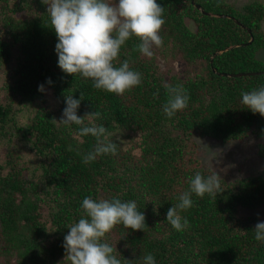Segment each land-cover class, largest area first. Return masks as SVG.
<instances>
[{
    "label": "trees",
    "instance_id": "obj_1",
    "mask_svg": "<svg viewBox=\"0 0 264 264\" xmlns=\"http://www.w3.org/2000/svg\"><path fill=\"white\" fill-rule=\"evenodd\" d=\"M156 2L164 8L163 46L154 45L148 57L137 50L139 38L125 42L114 65L128 60L142 83L118 96L59 68L58 39L43 0H0V264H69L63 261L64 236L81 218L85 197L132 200L145 215L144 231L118 224L104 238L121 264H143L147 253L156 264H264V242L253 230L264 222V212L240 215L241 208L253 211L264 199V117L241 103L242 91L264 85V60L257 58L264 50V6L257 1L237 10L225 0ZM172 54L189 64L201 61L203 69L185 77L166 73L164 81L155 55L170 60ZM239 73L259 74L223 76ZM41 84L57 112L40 105ZM165 85H183L189 96L188 107L171 119L163 112ZM71 95L80 100L79 117L98 111L97 125L126 136L112 140L118 144L115 155L83 163L96 139H77L81 125L53 121L60 120ZM32 103L34 115L20 124L16 114ZM250 136L261 165L251 176L220 174L224 167L218 172L196 157V138L224 145ZM197 172L217 175L221 191L215 197L193 194V206L180 213L190 227L176 231L166 221L167 211Z\"/></svg>",
    "mask_w": 264,
    "mask_h": 264
},
{
    "label": "clouds",
    "instance_id": "obj_2",
    "mask_svg": "<svg viewBox=\"0 0 264 264\" xmlns=\"http://www.w3.org/2000/svg\"><path fill=\"white\" fill-rule=\"evenodd\" d=\"M48 5L51 27L58 42L55 46L58 66L66 74L80 75L90 79L97 90H105L123 96L142 83V74L130 69L124 60L119 67L114 65L121 47L132 36L139 38L137 50L145 56L153 55L152 46H163L160 35L164 8L156 0H43ZM52 84L51 79L47 81ZM168 99L163 105L164 114L171 119L177 112L188 107L189 96L183 85H165ZM44 85L38 91L44 92ZM241 103L253 114L264 117V85L250 92H241ZM81 99L82 95H81ZM66 107L60 120L54 123L65 126L81 125L76 138L91 135L96 139L95 147L83 157V163L94 161L100 155H115L118 144L109 140L111 133L95 120L98 111L84 117L77 115L80 100L65 97ZM85 118L89 123L85 125ZM221 191L219 177L215 174L204 177L197 172L189 179V189L178 196V203L168 209L166 221L176 230L190 227L189 220L180 215L193 206L192 195L203 198L206 194L215 197ZM82 216L77 223L68 226L64 236L63 261L69 264H121L114 254L116 248L103 242L107 233L122 224L133 231H144L145 215L137 208L135 201L122 202L119 198L95 200L85 197L82 201ZM156 209H154L155 211ZM255 239L264 242V222H258L254 229ZM143 264H156L151 253L143 256Z\"/></svg>",
    "mask_w": 264,
    "mask_h": 264
},
{
    "label": "rangeland",
    "instance_id": "obj_3",
    "mask_svg": "<svg viewBox=\"0 0 264 264\" xmlns=\"http://www.w3.org/2000/svg\"><path fill=\"white\" fill-rule=\"evenodd\" d=\"M260 2L264 6V0H225V3L233 6L235 9L240 10L246 4H251L255 2ZM190 28H193V23L188 22ZM261 29L264 32V17L261 21ZM153 52L155 53L156 48L152 46ZM151 49V50H152ZM257 58L260 60H264V50H260L257 53ZM170 60L161 59L159 56L155 55V61L159 63V74L162 76L164 81H167L168 78L166 73L174 72L180 77H185L186 75H194L199 74L203 69L204 64L200 62H196L193 64L186 63L182 60L179 54H172L169 56ZM44 101L40 104L41 106L46 105L49 111L57 112L56 106L54 103L50 102L51 93L45 89L42 95ZM19 105L17 103L14 104V109L18 108ZM36 106L35 104L27 105L21 112L16 114L17 120L20 121V124H26L31 116L34 115ZM59 124V123H58ZM123 139L125 140V135L122 132L112 133L109 136V140H114L121 142ZM258 143L260 142L257 139ZM194 146L196 151H199L196 156L203 162L204 167L217 168L219 172L220 168L225 169L223 173H230L231 176L240 177V176H251L253 174L252 169L260 167V160H258L255 153L254 145L256 144V140L253 136L245 138L243 141H234L228 144H220L215 140L201 141L200 138L195 139ZM201 150V151H200ZM23 154L30 155L27 147L21 150ZM1 153V150H0ZM195 154L192 152V155ZM220 163L224 165L220 167ZM242 163H245L243 165ZM228 176V175H227ZM230 176V177H231ZM234 178L231 177V180ZM264 212V199L262 205L254 208L253 211H247L244 208H241L240 215H246L247 213H252L253 216H259Z\"/></svg>",
    "mask_w": 264,
    "mask_h": 264
},
{
    "label": "water",
    "instance_id": "obj_4",
    "mask_svg": "<svg viewBox=\"0 0 264 264\" xmlns=\"http://www.w3.org/2000/svg\"><path fill=\"white\" fill-rule=\"evenodd\" d=\"M197 9H200L199 6L197 5L196 6ZM209 16H213V17H216V18H222V17H225V16H222V15H214V14H211V13H207ZM230 18V17H229ZM237 23V21H235ZM240 25V24H239ZM252 40V37L250 38V41ZM219 53H221V51H219ZM215 71V70H213ZM254 74H259V73H246V74H243V73H239V74H235V75H232V74H223V76H228V77H232V76H245V75H254Z\"/></svg>",
    "mask_w": 264,
    "mask_h": 264
}]
</instances>
